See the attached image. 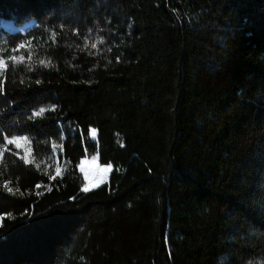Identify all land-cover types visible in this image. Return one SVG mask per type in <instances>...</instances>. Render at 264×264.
I'll return each instance as SVG.
<instances>
[{
  "label": "trees",
  "instance_id": "1",
  "mask_svg": "<svg viewBox=\"0 0 264 264\" xmlns=\"http://www.w3.org/2000/svg\"><path fill=\"white\" fill-rule=\"evenodd\" d=\"M2 20L35 24L0 25V264H264V0H0ZM66 140L109 182L85 192Z\"/></svg>",
  "mask_w": 264,
  "mask_h": 264
},
{
  "label": "rangeland",
  "instance_id": "2",
  "mask_svg": "<svg viewBox=\"0 0 264 264\" xmlns=\"http://www.w3.org/2000/svg\"><path fill=\"white\" fill-rule=\"evenodd\" d=\"M35 24V20L26 22L23 26L17 27L10 20H2L0 25L5 26L10 31H26ZM78 122V121H77ZM91 137L97 139V130H91ZM57 152L63 154L64 157L71 155L72 157L80 158V169L86 179V185L89 190L97 188L109 182L112 167L107 163H102L100 155H88L83 148L76 147L70 140L64 141L61 147L57 148ZM96 178V182L89 183L91 179ZM84 186V188H85ZM83 188V190H84Z\"/></svg>",
  "mask_w": 264,
  "mask_h": 264
},
{
  "label": "snow or ice",
  "instance_id": "3",
  "mask_svg": "<svg viewBox=\"0 0 264 264\" xmlns=\"http://www.w3.org/2000/svg\"><path fill=\"white\" fill-rule=\"evenodd\" d=\"M22 47V46H21ZM45 111V109L41 108L38 112L35 113L36 116H40L42 115V113ZM9 143H13V141H9ZM5 187H7V185H5ZM9 191H11V189H9ZM84 191L85 192H88L89 191V188L87 186H85L84 188Z\"/></svg>",
  "mask_w": 264,
  "mask_h": 264
}]
</instances>
